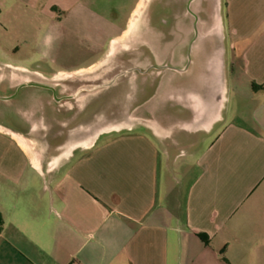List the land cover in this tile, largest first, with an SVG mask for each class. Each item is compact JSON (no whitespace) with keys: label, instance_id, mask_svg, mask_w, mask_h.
I'll return each instance as SVG.
<instances>
[{"label":"crops","instance_id":"0c3cea01","mask_svg":"<svg viewBox=\"0 0 264 264\" xmlns=\"http://www.w3.org/2000/svg\"><path fill=\"white\" fill-rule=\"evenodd\" d=\"M159 1L0 0L24 57L0 63V94L115 42L143 67L120 73L117 119L89 107L100 88L0 98V264H264V0H161L160 19ZM159 47L183 73H153Z\"/></svg>","mask_w":264,"mask_h":264},{"label":"rangeland","instance_id":"374dc122","mask_svg":"<svg viewBox=\"0 0 264 264\" xmlns=\"http://www.w3.org/2000/svg\"><path fill=\"white\" fill-rule=\"evenodd\" d=\"M153 5L156 6L155 8L157 11L156 14L158 15V18L160 19L164 17L165 10L161 9V0L159 1V3L155 2V4ZM180 5L181 4L179 2H175L173 5L174 9L177 10L184 6V5L183 6H180ZM7 40L8 39L6 38V35H2L0 32V63L3 60L12 58V56L14 55L9 49H7V43H8ZM161 47H159L161 62L153 64V68H152L153 73L155 72L156 69L158 70L157 73H173V70L175 69L174 66L177 67V69H175L177 73H183V70H182L183 66L187 63L186 61L189 57L188 45H184V46L181 45V46L174 47L175 57H178V56L183 57L184 55L185 64L183 62L181 64L179 61H177L176 63H173L175 61L172 60L173 58L172 52L168 53L167 51H163V50L161 51ZM14 56L15 58L17 57L18 59H21V60L24 58L23 55L21 54H17ZM21 62L24 63L23 61ZM121 64H122V61H120L119 56H118L117 42H115L112 53H109L107 56H105L104 60L100 64L96 65L95 68L84 70V71L78 72V74H74L73 76H68V77L54 76L52 78L44 79L43 77H40L37 75L35 78L37 80H42V81L58 82L56 86L59 87L60 90L62 91L63 90L70 91L74 88L73 86L77 84L88 86L89 89L93 87L96 89V91L98 90V88H100L98 92H96L95 97L91 98V101L93 99V103L92 102L89 103V107H91L93 104V107L95 109L96 118H100V119L116 118L117 119L119 115L118 114L119 113L118 111V94L119 93L118 92H119L120 73H131V71L134 70L135 68H136L135 70L143 69V67H138V68L133 67L135 63L131 64L133 65L132 67H128L127 69H124V63H123V67H121ZM27 67L29 69H32V70L35 69L37 72L45 73V74H49L50 73L49 70H51V68L45 67L43 65H35L33 62L32 63L28 62ZM37 72L29 71L27 73H37ZM31 83L32 84H25L21 86L19 90L17 91V93L13 96L12 100L16 101L20 97V95H22L23 93L32 94L36 92L37 89L40 88L36 86L35 84H33V83H36L35 81H32ZM67 86L69 88H67ZM104 90L110 92V109H106L108 108V106L104 109L102 108L103 100L105 99V102H106L108 98L107 94H105V96L101 94ZM4 101L5 100L0 99V109L1 107L2 108L4 107L5 105Z\"/></svg>","mask_w":264,"mask_h":264},{"label":"flooded vegetation","instance_id":"af4514ba","mask_svg":"<svg viewBox=\"0 0 264 264\" xmlns=\"http://www.w3.org/2000/svg\"><path fill=\"white\" fill-rule=\"evenodd\" d=\"M32 81H35L37 84H35L36 86L40 87L41 89H43L44 91L46 92H49L50 94V97L53 99V100H60L62 99L61 98V95H59L57 92L59 91V87H57L56 85L58 84V82H49V81H42V80H27L25 82H32ZM25 82H21V83H18L16 84L15 86H13V88L8 91L7 93L5 94H0V96H6L8 97L7 99H12L13 96L17 93V91L19 90V88L23 85H25L24 83ZM67 83V82H66ZM74 88L72 90H77V89H86L88 88L87 86L85 85H80V84H77L75 86H73ZM67 88H69L67 86ZM64 96V95H63ZM65 96H68L66 98H70L72 96H70V94L68 95H65ZM57 98V99H56ZM2 100V99H1Z\"/></svg>","mask_w":264,"mask_h":264},{"label":"trees","instance_id":"16d2710c","mask_svg":"<svg viewBox=\"0 0 264 264\" xmlns=\"http://www.w3.org/2000/svg\"><path fill=\"white\" fill-rule=\"evenodd\" d=\"M260 87H262V85H260V84H256V83H254V82H251V88H252V89H257V88H260ZM1 223H2V219H1V215H0V228H1ZM198 235L202 238V240H203L204 242H206V238H205V235H204V234L199 233Z\"/></svg>","mask_w":264,"mask_h":264},{"label":"water","instance_id":"95a60500","mask_svg":"<svg viewBox=\"0 0 264 264\" xmlns=\"http://www.w3.org/2000/svg\"><path fill=\"white\" fill-rule=\"evenodd\" d=\"M24 84H32V83H30V82H25ZM33 84H37V83H33ZM0 98H6V97H4V96H0Z\"/></svg>","mask_w":264,"mask_h":264}]
</instances>
